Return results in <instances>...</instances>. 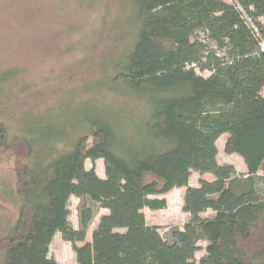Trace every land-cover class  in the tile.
Masks as SVG:
<instances>
[{"label":"trees","instance_id":"trees-1","mask_svg":"<svg viewBox=\"0 0 264 264\" xmlns=\"http://www.w3.org/2000/svg\"><path fill=\"white\" fill-rule=\"evenodd\" d=\"M231 1L126 0L119 30L127 45L94 84L116 101L101 95L69 131L59 128L64 110L26 117L18 132L0 122V152L17 157L19 204L0 264H58L50 256L57 234L77 264H264V0ZM240 23L252 28L250 42ZM224 135L246 175L218 164ZM88 160L104 161V179ZM192 172L214 180L190 187ZM176 189H186L190 219L163 236L143 212L165 210L160 197ZM72 197L81 200L77 230ZM95 206L108 214L78 247Z\"/></svg>","mask_w":264,"mask_h":264},{"label":"rangeland","instance_id":"rangeland-1","mask_svg":"<svg viewBox=\"0 0 264 264\" xmlns=\"http://www.w3.org/2000/svg\"><path fill=\"white\" fill-rule=\"evenodd\" d=\"M232 3L231 0H225ZM126 0H0V122L14 132L20 131L19 121L26 117L56 114L64 110L68 117L59 128L71 130L79 118L89 116V107L116 101V95L101 92L100 84L111 70L110 60L124 50L126 37L119 27L127 19ZM130 16V12H128ZM241 24V23H240ZM247 42L252 40L250 26L240 25ZM5 72L14 77L1 81ZM198 73L208 77L209 73ZM46 118V117H45ZM54 122V120H52ZM58 127V126H57ZM228 136L217 142V161L220 165L235 168L239 176L247 174L244 161L237 155L225 152ZM61 150L63 144L57 145ZM15 153L0 152V239L4 237L18 218V198L14 195ZM86 169H94L105 178L103 160L86 162ZM261 174V173H260ZM213 181L212 175L192 172L190 187H199L200 181ZM186 189H176L160 197L167 208L153 212L144 210L147 224L160 227L166 236L171 228L183 229L190 216L184 212ZM81 200L72 197L69 202L72 227L79 228ZM92 205V204H91ZM95 216L85 243L92 242L93 232L106 210L94 207ZM211 211L204 218L213 217ZM201 251L196 261L205 256L206 243H200ZM50 256L58 264H77L73 246L57 234L50 249Z\"/></svg>","mask_w":264,"mask_h":264},{"label":"built area","instance_id":"built-area-1","mask_svg":"<svg viewBox=\"0 0 264 264\" xmlns=\"http://www.w3.org/2000/svg\"><path fill=\"white\" fill-rule=\"evenodd\" d=\"M262 51L264 52V46H263V48H262Z\"/></svg>","mask_w":264,"mask_h":264}]
</instances>
